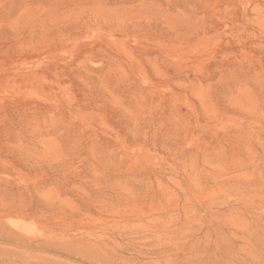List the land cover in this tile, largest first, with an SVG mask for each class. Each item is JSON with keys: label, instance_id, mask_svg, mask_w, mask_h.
Wrapping results in <instances>:
<instances>
[{"label": "rangeland", "instance_id": "1", "mask_svg": "<svg viewBox=\"0 0 264 264\" xmlns=\"http://www.w3.org/2000/svg\"><path fill=\"white\" fill-rule=\"evenodd\" d=\"M0 264H264V0H0Z\"/></svg>", "mask_w": 264, "mask_h": 264}, {"label": "bare ground", "instance_id": "2", "mask_svg": "<svg viewBox=\"0 0 264 264\" xmlns=\"http://www.w3.org/2000/svg\"><path fill=\"white\" fill-rule=\"evenodd\" d=\"M162 228L165 229V231H166V228H164V227H162ZM160 229H161V228H160ZM163 229H162V230H163ZM157 230H158V229H157ZM158 231H159V230H158ZM160 231H161V230H160ZM72 237H73V236H72ZM11 238H12V237H11ZM66 239H67V238H66ZM69 239H70V238H69ZM71 239H72V238H71ZM62 240H63V239H62ZM64 240H65V239H64ZM24 242H26V241H24L22 238H21L20 240L17 241L18 244H23ZM66 242H70V240H67ZM66 242L64 241V243H66ZM71 242H72V241H71ZM71 242H70V243H71ZM64 243H62V244L64 245ZM72 243H73V242H72ZM29 244L32 245V247L35 248V249H42V248H43L41 244L34 245L33 243H30V242H29ZM69 245H70V244H69ZM61 246H62V245H61ZM64 246H65V245H64ZM67 249H68V248H67ZM67 249H66V250H67ZM70 250H71V249H70ZM162 250H163V248H162ZM66 253H67V252H66ZM70 253H71V252H70ZM67 254H68V253H67Z\"/></svg>", "mask_w": 264, "mask_h": 264}]
</instances>
